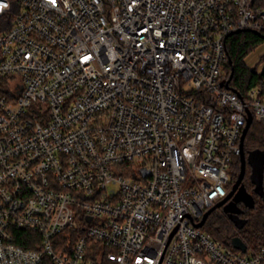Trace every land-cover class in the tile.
I'll return each mask as SVG.
<instances>
[{"label": "built area", "instance_id": "1", "mask_svg": "<svg viewBox=\"0 0 264 264\" xmlns=\"http://www.w3.org/2000/svg\"><path fill=\"white\" fill-rule=\"evenodd\" d=\"M241 32L264 0H0V264H264L195 227L264 123Z\"/></svg>", "mask_w": 264, "mask_h": 264}, {"label": "trees", "instance_id": "2", "mask_svg": "<svg viewBox=\"0 0 264 264\" xmlns=\"http://www.w3.org/2000/svg\"><path fill=\"white\" fill-rule=\"evenodd\" d=\"M261 36L264 35L254 32H241L227 40V52L231 64L225 68V77L227 79L230 77L233 67L234 76L231 80V86L242 94L264 81V70L258 72L256 69L249 68L245 63L248 55L264 43ZM262 60L264 61V55ZM254 150L264 151V123H254L245 138V151ZM250 172V167L247 166L243 184L248 192L254 191V186L249 178ZM239 173L240 160L236 159L229 191L236 182ZM255 198H257L255 207L246 213L247 224L243 229L237 230L224 214L215 211L209 216L202 230L230 249H233L232 242L235 238H241L247 247L253 251L264 248V201L257 195ZM18 243L28 248L20 241Z\"/></svg>", "mask_w": 264, "mask_h": 264}, {"label": "water", "instance_id": "3", "mask_svg": "<svg viewBox=\"0 0 264 264\" xmlns=\"http://www.w3.org/2000/svg\"><path fill=\"white\" fill-rule=\"evenodd\" d=\"M261 38L264 40V36H261ZM231 71L232 72L229 80L227 81L226 87H228L230 81L234 76L233 67L231 68ZM250 125H251V119H249V122L243 132L242 142H241L242 154L240 156V173L236 182L233 185L231 192L228 194L225 200L216 204L204 215L202 221L199 224L195 225L196 228H202L205 225L209 216L231 197H233L232 202L224 207V213L227 214L228 219L237 230H241L244 228V226L247 224V220L240 218V215L243 213V211L240 210L237 207V205L239 203H243L244 206L247 207L248 209H253L255 207L254 197L247 192L243 184L244 178L246 176L247 166H249L251 170L249 178L251 184L254 186L253 192L255 195H257L264 201V188L262 185L263 177H264V151L254 150V151L246 152L244 148V141L249 131ZM232 243H233V247L236 250H240L244 253L246 252L247 245L242 241L241 238H235Z\"/></svg>", "mask_w": 264, "mask_h": 264}, {"label": "rangeland", "instance_id": "4", "mask_svg": "<svg viewBox=\"0 0 264 264\" xmlns=\"http://www.w3.org/2000/svg\"><path fill=\"white\" fill-rule=\"evenodd\" d=\"M264 55V43L260 45L255 51H253L248 57L245 59L246 65L251 69L263 70L264 61L262 57ZM251 171V170H250Z\"/></svg>", "mask_w": 264, "mask_h": 264}, {"label": "flooded vegetation", "instance_id": "5", "mask_svg": "<svg viewBox=\"0 0 264 264\" xmlns=\"http://www.w3.org/2000/svg\"><path fill=\"white\" fill-rule=\"evenodd\" d=\"M233 185H234V184H233ZM232 188H233V186L231 187L229 193L231 192ZM247 192H248V191H247ZM229 193H228V194H229ZM248 193H250V194L254 197V200H255V202H256L257 198H255V194H254V192H253V191H252V192L249 191ZM232 199H233V197H231L230 199H228V200H227L222 206H220L219 208H217L215 211L221 212L222 214H224V215L228 218L227 214L224 213V207H225L226 205H228L229 203H231V202H232ZM224 200H225V199H224ZM222 201H223V200H222ZM222 201H220V202H222ZM220 202H218V203H220ZM237 207H238L240 210L243 211V213L240 215V218H241V219H244V220H247V218H246V213H247L249 210H252V209H248L247 207L244 206L243 203H239V204L237 205ZM215 211H214V212H215Z\"/></svg>", "mask_w": 264, "mask_h": 264}, {"label": "snow or ice", "instance_id": "6", "mask_svg": "<svg viewBox=\"0 0 264 264\" xmlns=\"http://www.w3.org/2000/svg\"><path fill=\"white\" fill-rule=\"evenodd\" d=\"M53 3H55V0H52Z\"/></svg>", "mask_w": 264, "mask_h": 264}]
</instances>
